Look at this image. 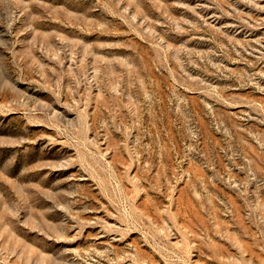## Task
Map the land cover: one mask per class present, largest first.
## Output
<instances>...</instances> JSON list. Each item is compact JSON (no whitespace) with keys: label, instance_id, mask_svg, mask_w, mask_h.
<instances>
[{"label":"rangeland","instance_id":"374dc122","mask_svg":"<svg viewBox=\"0 0 264 264\" xmlns=\"http://www.w3.org/2000/svg\"><path fill=\"white\" fill-rule=\"evenodd\" d=\"M0 264H264V0H0Z\"/></svg>","mask_w":264,"mask_h":264}]
</instances>
